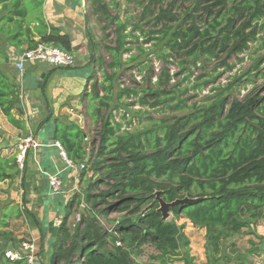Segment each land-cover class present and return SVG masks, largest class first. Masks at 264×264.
<instances>
[{
    "label": "trees",
    "instance_id": "1",
    "mask_svg": "<svg viewBox=\"0 0 264 264\" xmlns=\"http://www.w3.org/2000/svg\"><path fill=\"white\" fill-rule=\"evenodd\" d=\"M43 2L0 0V62L10 61L6 48L22 51L40 42L71 51L70 37L44 20ZM160 2L148 0L133 30L145 36L144 43L162 41L169 52L165 53L161 46L159 54L177 55L182 72L190 74L189 63H201L204 68L206 62L215 58L220 59L223 72L230 71L235 63L229 64L226 58L245 53L250 43L258 40L262 41L259 46H264V0H169L164 8ZM187 2L191 5L184 13L174 12L177 3ZM108 6L110 3L104 0H88V19L94 16L99 20L105 37L113 27L115 39L112 45L102 44L109 56L107 70L100 81L92 82L90 91L81 99L90 106L89 120L99 125V140L96 148H91L92 159L87 162L93 175L88 180L85 199L93 206L91 210L104 205L103 209L98 207L99 212L116 209L119 214L108 219L112 223L108 232L99 225L95 214L85 215L87 208L83 212L79 208L80 218L73 231L65 226V216L50 264H171L175 259L192 264L188 240L182 233L181 240L177 238L174 220L162 219L156 192L168 203L193 200L171 206L169 212L176 219L205 229V264H216L225 258L227 239L244 229H256L264 220V52L225 84L211 86L213 93L205 96L203 103H188L187 97L173 102L176 88H165L173 78L167 66L150 84L152 68L145 63L136 65L138 70L145 67L148 86L116 87L114 81L119 74L132 69L137 58L131 53L128 37L138 40L139 36L126 32L127 19L110 13ZM154 8L158 10L154 26L160 27L144 31L141 21L148 13L153 14ZM139 50L143 52L141 47ZM125 54L128 57L123 59ZM73 66L63 68L71 70ZM219 74L201 84L195 81L192 86L205 88ZM10 77L0 68V111L17 124L12 114L20 110L21 100L17 83ZM46 82L44 78L41 91ZM239 84L243 88L250 84L241 98L235 96ZM122 97L136 100L119 101ZM135 104L153 109L166 104L181 113L140 128L121 130L122 123L114 120L115 112L125 108L122 118L126 119L127 113L140 112L130 109ZM147 114L146 120L152 121L153 117ZM87 137L86 131L75 123L64 124L57 119L54 122L53 139L60 143L68 160L84 166L79 170L78 181L86 175ZM1 163L0 180L5 172ZM17 167L14 158L10 168ZM78 199V195H73L68 206L71 208ZM4 226L0 223V227ZM146 244L153 246L155 253L149 255L150 260L138 261ZM17 245H21V240ZM4 251H0L1 264H25L23 257L16 261L5 258Z\"/></svg>",
    "mask_w": 264,
    "mask_h": 264
},
{
    "label": "rangeland",
    "instance_id": "2",
    "mask_svg": "<svg viewBox=\"0 0 264 264\" xmlns=\"http://www.w3.org/2000/svg\"><path fill=\"white\" fill-rule=\"evenodd\" d=\"M108 3H110V6H108V10L112 14H117L120 19H127L129 24L127 25L126 32H132L134 35H138V40H135L132 36L128 37V40L131 41L130 45L133 47L131 53L135 54L137 56L136 60L133 62L132 65L134 67L132 69H127L121 74H119L118 79L115 80V86L116 87H146L148 86V83L145 80V77L147 75L145 67H142V69L138 70L136 65H139L141 63H145L146 65L150 66L153 70V76L151 79L150 84H153L156 77L161 72L162 68L164 66H167L169 69V74L172 75V79L168 84L165 85L166 89H172L173 86L176 89H173L174 94L176 95L175 99H173V102L177 100L178 97L180 98H189L188 103L191 102H205L202 99L205 96L212 95V91L210 90L211 86H216L217 84L223 85L226 82L230 80V77L234 75L235 73H240L242 71H245L253 62V59H256L260 54L264 52V46H259L262 41L258 40L255 42L250 43L249 48L247 51L239 56H230L226 58V61L231 64L235 63L234 67L230 71H224L223 66L219 65V58L211 59L210 61L206 62L204 68H202L201 63H197L196 65H192L189 63V69L190 74L188 71H181V68L179 66V57L177 55H173L172 57H168L167 55H160L158 48L163 47L165 53L169 52V49L166 48L163 45L162 41L150 40L147 43H144L145 36H142L139 30H133V26L136 22L140 20V17L142 15L143 6L147 4L148 0H104ZM141 3V4H139ZM169 0H161L160 4L164 8L166 5H168ZM190 3H177L175 5L174 12L176 13H184L189 7ZM158 10L156 8L153 9V14L148 13L147 16L144 18V20L141 21V26L144 31H150L154 29H158L160 25L154 26V17ZM91 25L92 27L88 30L90 33L89 38V48L88 55L90 57V63L89 68H77L76 64L78 62H75V67H72L73 69L67 70V74L70 76L74 75H82L84 76L85 83L81 88V91L78 95L70 97V94L67 96V99L62 104L59 103V100L53 99L50 102V105L53 106V109L49 108V103L46 100V95L44 91H41L40 85L42 84V81L44 78L47 79V84L49 85V82H51V76L53 72L57 71V68L54 69L53 66H47L48 64H43L42 62H28L25 65V70L22 72H19L15 69L14 63L17 59V57L20 55L22 51L12 49L8 51L6 48L5 51H8L9 54L11 53V59L9 62H0V68L5 71V73L9 74L17 82V88L19 91L20 96V110H18L19 114H24V111H59L58 121H61L64 124H70L75 123L78 125L81 129H84L87 133V147L88 151L86 154L85 162L90 163V160L92 159V153L91 148H96L98 143V135L97 130L99 128V125L97 122H92L88 118V108L90 106L86 103H83L81 100L82 97H85V93L89 92L91 89L92 82L97 80L100 81L102 79V73L104 70H107L105 67V63L109 62V56L108 53L103 49L102 44L112 45L114 42V35H113V27L111 30L108 31V35L105 37V33L101 32L99 23V20H96L94 16H91ZM97 26V27H96ZM261 34H264V30H262ZM140 47L143 49V52L139 50ZM7 52V54H8ZM20 52V53H19ZM17 53H19L18 56ZM128 57L127 54L123 56V59H126ZM242 60H238V58H241ZM13 58V59H12ZM15 58V60H14ZM221 58V57H220ZM34 63V64H33ZM102 63V65H101ZM32 67V68H31ZM70 68V67H68ZM67 68H64L66 70ZM43 74L41 75V73ZM220 72L221 74L216 77L215 82L213 84H208L205 88L202 89L199 88H193L192 83L197 82L198 84H201L205 79L211 78L212 75L215 73ZM41 75V76H40ZM90 76V77H89ZM186 76H189V79H186ZM89 77V78H88ZM264 81V80H263ZM46 84V85H47ZM19 85V86H18ZM47 85V87H48ZM243 84L238 85V89H236V93L238 90V93L235 94L236 97L241 98L247 90L250 88V84H247L244 88L242 87ZM46 88V87H45ZM184 88L188 89L185 90ZM138 97V96H137ZM136 100V98H132ZM132 99H124L123 97L120 98L119 101L125 100L127 102L131 101ZM113 100L116 101V99L113 97ZM55 103V105H54ZM171 104V102H169ZM173 105V104H172ZM132 111H140L136 113H127L126 119L122 118V114L124 113L125 108H119L114 115V120L122 123L121 130H123L124 127H128V130H132L133 127L140 128L142 126H146L149 124L154 123L155 121L165 119L167 117H172L175 115L180 114L179 111H172L169 109L168 105H160L156 107V109L150 108L149 106H141L139 104H135L130 108ZM17 111V110H14ZM146 111H150L148 114ZM61 112V113H60ZM52 112L51 114L43 115L40 119L39 125L43 122H48L49 127L53 125V123L50 121L52 120ZM146 114L153 117L152 121L146 120ZM136 115V117H134ZM39 117V116H38ZM36 117V118H38ZM29 121V117H27ZM128 119H131V125L127 126ZM42 123V124H43ZM157 125V124H156ZM46 128V127H44ZM51 132V131H50ZM95 142V143H94ZM94 143V145H93ZM30 149V148H29ZM27 149V151H29ZM20 151V149H19ZM27 152H25L24 162L22 166L17 163V168L12 169V175L14 176H22L23 173L26 171V157ZM61 158H59L60 160ZM17 162V161H16ZM64 163V162H62ZM63 165V164H62ZM65 165V163H64ZM81 164H77L75 166H80ZM66 167V165H65ZM86 175L85 177L78 181L79 178L76 176V172L74 168L67 167L65 169H68V178L65 177L64 174H62L59 170L57 172L61 173L60 177L64 179L65 182H63V188L59 194L53 195L49 192V195H47V198L45 199V205L40 206L38 204H35V201L37 199H40L41 202L44 203V198L42 196L43 192L38 191L40 188H44L46 186V176H43L44 181H41V186L37 187V190H34L33 188H29V191L31 194H34V206H31L26 208V212H23L24 216L27 218L24 220L23 217H21V220L13 221L12 219H5L7 224V229H4V227H0V251L1 250H13V251H20L19 245H17L18 240H26V241H34L35 242V264H50V259L52 258L53 254L55 253V245L58 243V229L61 225V221L66 216L67 220L65 223V226L71 231L75 228V225H73L75 222H77V216L81 213V207L87 208V211L85 212L86 216H90L91 214H95L96 220L99 223V225L105 229L107 232L111 231L112 223L109 220L114 219L119 213L116 211V209H112L109 211H100L98 207H101L102 209L105 208L104 205L96 206L92 209L91 203L86 202L85 195L88 190V180L92 177V170L89 168V165H85ZM63 169V168H62ZM70 169L73 172V175H75V182H73L72 187L70 189ZM39 173V171H37ZM77 181V183H76ZM76 189L74 188V185H76ZM103 188V186H101ZM32 190V191H31ZM92 192L95 193L93 190ZM25 195V194H24ZM73 195H78L79 199L76 204H74L71 208L68 206L70 199ZM42 203V204H43ZM118 204H121L122 202H116ZM81 206V207H80ZM115 208V207H114ZM22 210V207L19 208ZM14 214L15 212H11ZM68 213V215H66ZM10 214V213H9ZM19 218V215H16ZM16 217V219H18ZM49 219H51V222L49 223ZM167 220H174L175 225L181 226V229L179 230V233L183 234L184 237L188 240V254L190 255V243H191V237L199 238L200 233L199 230L200 227L189 225L187 222L184 221V219H176L174 215L170 212V214L167 217ZM26 222L29 223L31 226H27ZM258 224L260 226L264 225V220L260 221ZM54 228V229H53ZM47 229V231H46ZM45 230V232H44ZM247 229H244V231ZM32 231V232H31ZM7 232L8 234H4ZM30 232L33 233L30 235ZM114 233V232H113ZM242 233V232H241ZM240 233V234H241ZM33 235H38L33 237ZM117 235V232L115 233ZM239 234L233 235L231 237L235 238ZM113 236V235H112ZM114 237V236H113ZM68 241V240H67ZM226 243H229V240H226ZM233 250L238 251V247L234 244ZM235 246V247H234ZM143 252L142 254L137 258L138 261L145 262L147 260H150L149 255L151 253H155L154 247L146 244L142 248ZM23 253V252H22ZM240 254V253H238ZM190 257V256H189ZM182 258V256H181ZM191 258V257H190ZM2 257L0 256V264L2 262ZM207 260V259H206ZM236 262L241 261L242 258L237 256L235 258ZM183 260H177L175 259L171 264H182ZM261 262L258 261L257 264ZM192 264H196L192 261ZM198 264V263H197Z\"/></svg>",
    "mask_w": 264,
    "mask_h": 264
},
{
    "label": "crops",
    "instance_id": "3",
    "mask_svg": "<svg viewBox=\"0 0 264 264\" xmlns=\"http://www.w3.org/2000/svg\"><path fill=\"white\" fill-rule=\"evenodd\" d=\"M87 6L88 0H44L42 6V14L46 23L57 27L61 33H65L70 37V52L74 55L75 62H78V64H76L78 69H88L90 66V57L88 55V50L90 51V48L88 47L90 33L88 30L92 27V22L87 16ZM24 47H26V45H24ZM12 49L15 48L8 47L7 50H11L12 52ZM8 51H6V53ZM8 55L11 59L12 54H9L8 52ZM18 55L19 53H17L16 56ZM66 72L67 70H64L63 67H58L57 71L53 72L49 85L46 82L48 87L45 85L46 88L44 87L43 91L45 92L46 100L49 103L50 109H53V106L50 105V102L53 99H58L59 103L62 104L66 101L69 94L70 97L78 95L85 83L86 79L84 76L80 74L69 76ZM42 74L43 72L41 75ZM10 81H13L11 77ZM51 112L53 113V119L50 121L53 125L49 127L48 122H42L43 124L41 123V125H39V118L43 115L51 114ZM12 115L17 121V124H13L0 111V161L2 162L1 169L5 171L3 173L4 178L0 180V223H4L6 225L4 226V229H7L5 219L8 221L9 219H12L13 221H22L21 217H23L24 220L27 218L19 208L22 207V209H25V206L28 208L34 206V194H31L32 192L30 193L29 188L31 187L34 190H37V187H42L43 184H41V181L44 180L41 179H44L43 176H46L47 179L48 174L58 170L64 174L65 177L68 178L69 176L68 169H65L68 166L65 164V167L64 163H62L64 160L60 156L59 149L53 145L55 142L53 139L54 122L59 116V111H24V114L22 115H20L18 111H13ZM27 117L30 118L29 121L27 120ZM28 137L36 140L40 143V146L35 149L30 148L28 151L25 173H23L20 177L15 175L13 176V168L11 169L10 165L13 164L14 158H16L19 153V145ZM59 158L61 159L59 160ZM37 171H39V173ZM75 177L76 176L73 175V172L70 169V189L73 188L72 184L75 182ZM76 186L77 184L74 185L75 189ZM38 191L43 192L42 196L44 198V203L41 202L40 199H37L35 204L44 206L47 195L50 196L48 182H46V186L44 188H40ZM11 212L15 213L12 214ZM17 214L19 215V218L16 216ZM16 217L18 219H16ZM48 221L50 223L51 219ZM184 221L193 226L187 220L184 219ZM26 225L31 226L27 222ZM258 225L260 224H257L256 228ZM31 232L30 235L33 234ZM199 233V238L191 237V253L189 256L194 263L205 264V229L201 228ZM35 236L33 235V237ZM23 242L28 241L22 240L21 243ZM232 244L238 247L237 252L236 250H233V246L231 247ZM224 255L225 258L216 264H257L260 260V263H262L264 262V241L258 237L256 229L243 230L237 237L229 239V245H227ZM237 256L242 258V262H236L235 258H237Z\"/></svg>",
    "mask_w": 264,
    "mask_h": 264
},
{
    "label": "built area",
    "instance_id": "4",
    "mask_svg": "<svg viewBox=\"0 0 264 264\" xmlns=\"http://www.w3.org/2000/svg\"><path fill=\"white\" fill-rule=\"evenodd\" d=\"M28 62H43L53 67H63L73 65L75 63V58L71 52L62 49L57 45L40 42L33 48H25L18 56L17 61L15 62V67L19 72H22L24 71L25 63ZM53 145L59 149L60 156L63 158L66 165L68 167L74 168L76 176H78L79 170L84 166L82 164L80 166H75L70 160H68L58 141H55ZM39 146L40 143L30 137L24 139L19 145L20 151L16 156L17 163L22 166L27 149H35ZM47 177L49 192L53 195L59 194L63 188V181L60 177V173L55 171L51 174H48ZM79 218L80 215L77 216V222ZM256 233L258 237L264 241V225H258L256 228ZM118 244L119 243L117 242V245ZM4 257L11 261H16L23 257L25 259V264H35V243L32 241L21 243L20 251L7 249L4 251ZM260 264H264V262Z\"/></svg>",
    "mask_w": 264,
    "mask_h": 264
},
{
    "label": "water",
    "instance_id": "5",
    "mask_svg": "<svg viewBox=\"0 0 264 264\" xmlns=\"http://www.w3.org/2000/svg\"><path fill=\"white\" fill-rule=\"evenodd\" d=\"M156 199H158V202H159V207L157 208V210L162 213V219H164V220H167V217L170 214L169 208L171 206H174V205H177V204H181V203H189V202L193 201V200H190L188 198H184L182 200L176 199V200L168 203V202L163 201L159 197V193L158 192H156ZM83 211H84V208L81 207V212H83ZM173 230H174V233L177 235V238L179 240H181V238H182L181 234L179 233V229H178V227L175 224L173 225Z\"/></svg>",
    "mask_w": 264,
    "mask_h": 264
}]
</instances>
